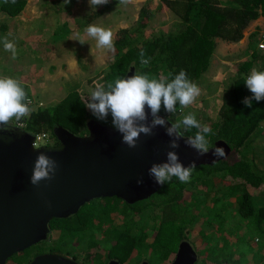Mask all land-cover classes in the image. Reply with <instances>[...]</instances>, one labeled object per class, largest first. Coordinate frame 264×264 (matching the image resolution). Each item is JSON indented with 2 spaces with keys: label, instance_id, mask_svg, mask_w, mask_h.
<instances>
[{
  "label": "trees",
  "instance_id": "1",
  "mask_svg": "<svg viewBox=\"0 0 264 264\" xmlns=\"http://www.w3.org/2000/svg\"><path fill=\"white\" fill-rule=\"evenodd\" d=\"M27 1L15 0L13 3L12 0H0V14L4 17L0 23V31L8 30V22L20 15ZM160 3L176 17L174 28L168 31L159 30L155 34L146 36L143 30L151 17L149 10L146 7L142 8L137 27L121 29L117 32L113 41L114 50H108L109 60L103 75L98 79V85L106 86L108 82L118 77H125L131 70L157 79H171L184 70L188 78L198 84L210 68L216 41L237 43L243 38V32L250 23L261 17L264 18V0H160ZM101 14L102 12L99 11L83 17L85 24L91 23ZM257 34V32L250 34L247 48L250 53L247 58L237 63L235 68L233 66L228 70L230 75L222 84L221 104L216 119L211 121L207 117L198 120L202 125L212 129V133L207 136L209 142L211 144L217 141L225 142L231 150L230 155H233L212 166L196 167L193 171V173L197 172L196 175L192 173L187 183H181L178 178L173 177L146 201L128 205L117 198H105L97 199L99 200L97 206H88L90 217L85 224L86 227L80 224L75 231L80 227L94 230L90 234L93 239L99 240L98 243L105 244L109 241L112 244L108 251L109 258L113 257L123 262L131 256L140 257L138 251L131 254L135 248L142 247L139 249L143 250L146 247L148 250L151 246L154 247L158 241V234L151 236V233L138 230V224L141 223V218L138 217L149 212L152 213L149 217L156 219L158 207H177L185 203L187 206L202 204L209 215L208 219H205L202 211L191 212L194 221L192 231H197L198 235L189 236L186 240L194 249L195 243L199 245L202 242L205 244L206 252V255H202L196 247L195 252L201 254L197 257L196 264H264V168L259 166L253 155L248 157L241 152L264 128V100L259 102L253 100L251 108L242 103L245 97L252 96L244 84L247 75L253 68L264 70V53L261 54L260 50H257L258 42L264 37L260 35L257 38ZM141 51L149 61L146 65L141 63ZM20 82L29 99L28 87L24 82ZM86 99L84 94L77 92L67 95L56 105L33 109L34 103L30 98L31 113L19 123L22 124L21 129L33 136L50 131L52 140L56 141L52 133L55 126L62 127L68 132L77 131L75 129L84 126L87 120H95L92 114L87 113ZM181 109L182 107L177 103L175 113H167L161 107L159 114L164 115L171 123H176ZM72 122H74L73 126H71ZM17 124L15 120L10 123L11 126ZM180 131L185 137H189L197 129L185 131L181 126ZM162 194L165 195L164 198L158 201V196ZM153 198L157 200L153 201ZM108 200L123 202L130 211L131 217L123 214L125 216L121 218L118 216L112 218L111 212L116 208L107 206ZM104 204L105 206H99ZM142 204L144 205L140 206ZM82 207L67 219H53L50 222V230L59 232L56 239L65 240L69 231L68 225H71L70 222L75 219ZM230 208L234 209L241 219L242 226H237L228 239L215 233L222 231L226 212H229ZM92 214L94 217H91ZM116 219H119L117 221L120 224L114 223ZM106 220L112 223L111 233L110 230H103ZM127 222L130 223L126 229L119 231L118 227L124 226ZM205 229L210 232H205ZM182 239L180 235L169 236L168 241L175 242V247L165 256L162 264H170L173 261ZM92 241L89 240V243L92 244ZM97 245L94 242L89 248L95 249ZM160 249L154 248L155 251ZM26 251L24 252L27 253ZM114 253L122 256L116 257Z\"/></svg>",
  "mask_w": 264,
  "mask_h": 264
},
{
  "label": "rangeland",
  "instance_id": "2",
  "mask_svg": "<svg viewBox=\"0 0 264 264\" xmlns=\"http://www.w3.org/2000/svg\"><path fill=\"white\" fill-rule=\"evenodd\" d=\"M145 7L149 10L151 17L147 27L143 30L146 36L155 34L159 30L168 31L174 28L177 19L160 3V0H129L127 5H121L119 0H109L107 4L96 6L95 9L89 6L88 0H69L67 4L64 3V0H28L26 7L20 15L8 22V30L6 32L0 31V41L4 37H7L17 48V57L16 59H12V54L5 51L3 44L0 43V76L17 77L18 80L25 79L30 81L32 84L31 87H34L31 93V100L34 103L33 109H35L37 107L53 106L62 101L61 97L57 96L59 93L51 89L57 85H61L62 90H66L65 97L69 94L77 93L78 90L75 88L80 85V77L72 81H65L64 79L73 76L72 74L74 73L71 74L73 71L72 68L74 70L79 69L80 74L84 78V85L78 87L79 93L84 94L88 98L90 90L99 84L98 79L103 75L109 57L108 50L98 49L95 40L87 36L85 32L86 27L88 25H97L109 29L113 33L114 41L119 30L137 27L139 12ZM99 11L102 12L99 18L89 24H85L83 17ZM3 19L4 17L0 14V23ZM254 32L258 33L257 38L260 35L264 37V18H259L250 23L243 32V38L237 43H226L217 40L216 48L210 62V68L202 78L211 79L220 73L228 75L229 69L233 66L235 68L237 63L244 61L245 58L243 56L247 58L250 53L247 50L250 42V34ZM29 35L35 40L28 41L25 45L22 39L25 37L28 39ZM79 41H83L84 43L81 44ZM257 50L260 49L257 47ZM260 52L264 53V50H260ZM75 62L77 64L76 66L73 65ZM225 78L226 76H223V80L219 81L223 84V81L226 80ZM200 85L202 84L200 83ZM71 86L73 88H70ZM70 90L73 91L69 92ZM214 95L210 99L199 95L194 103L181 109L180 117L176 123L180 122L183 116L188 113H194L197 120L207 117L211 121L215 120L217 113H214L218 108L219 100L217 101ZM95 120L102 125L112 127L110 116L106 121H100L96 118ZM86 122L84 126L80 127L75 123V128L78 127L75 129L77 131L70 130V133L77 136L85 135ZM73 125L74 122H72L71 126ZM40 133L49 136L50 141L48 140L46 145L51 146L53 140L50 136V131ZM241 152L248 157L253 155L259 166L264 168V130H260V133L252 138ZM232 155L229 154L227 158H230ZM196 173L194 172L193 174L196 175ZM164 194L158 196V201H162L165 196ZM157 199L153 198L152 200L156 201ZM98 202L99 200L96 199L94 202L85 204L82 207L76 216L78 218L75 217L70 222L71 225H68L67 228H69V231L66 233L64 241H60L59 238L56 239L59 235L58 231H52L51 237L48 240L28 248L27 253L23 251L24 253L13 256L6 264H28V260L35 254L70 256L82 264H99V258L91 252L99 251L97 255L103 256L104 259L105 252L108 253L112 244L109 241L105 244L98 243L99 240L93 239V236L90 234L94 230L90 231L80 227L78 231H75V228L80 224L82 227H86L85 224L89 221L88 218L90 217L88 206H97ZM105 204L99 206H105ZM106 205L116 208V210L111 212L112 218L117 216L121 218L127 214L130 215V211H128L121 201L108 200ZM156 211V219L149 217V215L152 216V213L149 212L138 217L141 218V223L138 224V230L141 229L144 233H151V236L158 234L157 247L156 245L154 247L151 246V249L148 250H146V247L143 250L139 249L142 247H139L131 252V254L136 251L140 252L141 259L146 257L149 264H162L165 256L169 252H172L175 247V242L172 240L168 241L170 235H180V237H183L182 240H186L187 237L192 235L195 237L198 235L197 231H192L194 223L192 211L197 213H201L202 211L205 219H208L209 216L202 204L187 206L184 203L182 206L177 207L160 206ZM228 211L225 215L226 220L222 231L216 232L215 235L226 236L230 239L231 233L235 232L236 227H241L242 225L241 219L238 218L234 209L232 210L230 208ZM91 217H94L93 214ZM117 220L119 219H116L114 223L118 224L119 221ZM107 221H104V231L110 230L112 227V223ZM129 223L127 222L124 226L118 227V230L126 229ZM205 230L207 233L210 232L208 229ZM109 233H111V230ZM152 238L150 239L153 240ZM91 239L93 240L92 244L89 243ZM199 241L201 242V240ZM94 242L98 244L97 247L89 250V246L94 245ZM195 245L197 251L202 252V255H206L205 244L201 242L199 245L197 243ZM154 248L161 249L155 251ZM100 250H103L104 253L103 251L100 252ZM201 254H197V257ZM119 256H122V254L118 253L116 255V257ZM137 260H139V257L135 259L134 256H131L129 259L123 260L122 264H135Z\"/></svg>",
  "mask_w": 264,
  "mask_h": 264
},
{
  "label": "water",
  "instance_id": "3",
  "mask_svg": "<svg viewBox=\"0 0 264 264\" xmlns=\"http://www.w3.org/2000/svg\"><path fill=\"white\" fill-rule=\"evenodd\" d=\"M133 74L131 70L125 78ZM151 119L149 114V123ZM86 131L77 136L55 126L52 133L57 145L34 148L33 135L17 126H0V264L48 240L53 219H67L93 200L117 198L128 205L148 200L163 187L154 182L148 169L153 163L164 162L167 151H175L185 166L195 161L196 167L212 166L231 152L225 142L217 141L213 145L223 147L225 157H214L212 149L201 156L184 139L178 141L177 149H170V138L159 126L151 136L141 134L135 148L122 143V134L115 128L94 119L86 122ZM39 153L55 160L57 168L51 180L32 185L30 176ZM138 179L142 180L139 185ZM196 262L193 247L181 241L170 264ZM28 264L81 263L66 256L41 254Z\"/></svg>",
  "mask_w": 264,
  "mask_h": 264
},
{
  "label": "clouds",
  "instance_id": "4",
  "mask_svg": "<svg viewBox=\"0 0 264 264\" xmlns=\"http://www.w3.org/2000/svg\"><path fill=\"white\" fill-rule=\"evenodd\" d=\"M15 3V0H12ZM109 0H88L89 6L105 5ZM69 3V0H64ZM121 5H127L129 0H119ZM87 36L95 40L98 49L114 50L113 33L111 30L97 25H88L85 29ZM83 44V41H79ZM0 43L5 51L12 54V59L17 57L16 45L7 37ZM142 64H148L145 53L140 52ZM245 86L252 93V96L245 97L242 103L251 108L252 101L264 100V70L253 68L247 75ZM200 95V88L192 82L187 73L181 70L173 78H150L147 74L134 73L125 78L118 77L105 85H97L90 90V95L85 101V107L92 115L100 121H106L111 117V125L122 134V143L129 148H135L141 134L153 135V129L163 127L166 135L170 138L169 148L177 149L178 141L184 139L189 147L196 150L198 155H204L212 149V155L216 158L226 156L223 147H214L207 139L212 129L202 125L194 113L184 115L178 123H170L159 115L161 107L167 113H175L177 103L186 108ZM28 99L21 82L9 76H0V126L9 127L15 120L20 123L23 118L31 113ZM151 115V122L148 116ZM181 126L187 130L197 129L189 137H185L180 131ZM47 146V145H46ZM35 148V147H34ZM215 162V161H214ZM57 168L56 161L44 153H39L34 161L30 176V183L38 185L41 180H51ZM196 170V162L192 161L187 166L182 164L175 151H167L166 160L161 163H153L148 174L157 185H164L173 177L178 178L181 183L190 181L193 171ZM142 180L138 179L137 184Z\"/></svg>",
  "mask_w": 264,
  "mask_h": 264
},
{
  "label": "crops",
  "instance_id": "5",
  "mask_svg": "<svg viewBox=\"0 0 264 264\" xmlns=\"http://www.w3.org/2000/svg\"><path fill=\"white\" fill-rule=\"evenodd\" d=\"M22 40L24 41V44L26 45V43L28 41H32V40H35V39L31 35H29L28 39L25 37ZM243 58H246V57L243 56ZM73 65L76 66L77 65L76 62ZM72 69H73V71L71 72V74L74 73V74H72L73 76L67 77V79L65 78L64 80L65 81H72V80L76 79L77 77H80L81 80H80V85L78 87L83 86L84 85V78H83L82 74H80L79 69H77V70H74V68H72ZM228 75H229V73H228ZM228 75H225V73H220L219 75H216V76L212 77L211 79H207V78L203 79L202 78L204 76L203 75L201 77L200 81L197 84L198 87L200 88V96L201 97L204 96L205 98L210 99L212 97V95L215 94L214 97L216 96L215 98L217 99V101L219 100L218 108L216 109V112L214 114L218 113V110H219V107H220V104H221L220 92H221V89H222V83L219 80H223L222 79L223 76H226L225 79H227ZM13 76H15V75H13ZM15 79H17V77ZM20 81L24 82V84L28 87L27 92L29 94V99L30 98L32 99V96H31L32 94L31 93H32L34 87H31V85H32L31 82L27 81L25 79L24 80H20ZM200 83L202 85H200ZM78 87L75 88V89H77L78 92H79V88ZM70 88H73V87L71 86ZM51 89H53L54 92H58L59 94L57 96L61 97L62 100L65 98V94H66L65 91L66 90H62V86L61 85H57L56 87H54V88L52 87ZM45 91H46V89H45ZM71 91H73V90H70L69 92H71ZM262 130H264V128H262Z\"/></svg>",
  "mask_w": 264,
  "mask_h": 264
},
{
  "label": "flooded vegetation",
  "instance_id": "6",
  "mask_svg": "<svg viewBox=\"0 0 264 264\" xmlns=\"http://www.w3.org/2000/svg\"><path fill=\"white\" fill-rule=\"evenodd\" d=\"M86 133H87V131H86ZM55 145H57V140L55 141V140H53V144L51 145V146H55ZM181 241H187V240H181ZM180 241V242H181ZM180 242H179V244H180ZM187 242H189V241H187ZM179 244H178V246H179ZM189 244L191 245V243L189 242ZM192 246V245H191ZM193 247V246H192ZM94 249V248H93ZM177 249H178V247H177ZM193 249H194V247H193ZM91 250V249H90ZM194 251H195V249H194ZM87 252H91V251H87ZM97 252H99V251H95V252H91V253H94L98 258H99V264H122V262H120V261H118L116 258H113V257H110L109 258V253H107V252H105V255H104V259H103V256H99V255H97ZM101 252V251H100ZM21 253H23V252H21ZM21 253H19V254H21ZM104 253V252H103ZM197 254V253H196ZM38 255V254H37ZM36 254L35 255H33L32 256V258L30 259V260H32L35 256H37ZM146 255H148V254H146ZM15 256V255H14ZM66 257H69V258H71L70 256H66ZM135 257V259L136 258H138L137 256H134ZM12 258V257H11ZM10 258V259H11ZM102 258V259H101ZM9 259V260H10ZM72 259H74L73 257H72ZM8 260V261H9ZM30 260H28V261H30ZM75 260V259H74ZM79 262V261H78ZM9 263V262H8ZM143 263H147V264H149L148 263V261H147V258L145 257V258H140L139 257V260H137V262L135 263V264H143ZM12 264H14V263H12ZM82 264V263H81Z\"/></svg>",
  "mask_w": 264,
  "mask_h": 264
},
{
  "label": "built area",
  "instance_id": "7",
  "mask_svg": "<svg viewBox=\"0 0 264 264\" xmlns=\"http://www.w3.org/2000/svg\"><path fill=\"white\" fill-rule=\"evenodd\" d=\"M258 49L260 50H264V39H262L259 44L257 45ZM87 113L89 114H92L90 112L89 109H87ZM17 127L21 128L22 127V124H17ZM49 136H47L46 134H41V133H38L36 135H34V142H33V146L35 148L37 147H40V146H46V144L48 143V140H49ZM50 141V140H49Z\"/></svg>",
  "mask_w": 264,
  "mask_h": 264
}]
</instances>
